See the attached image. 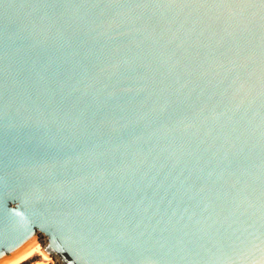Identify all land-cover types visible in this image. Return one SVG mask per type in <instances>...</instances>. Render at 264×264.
Wrapping results in <instances>:
<instances>
[{
    "label": "water",
    "instance_id": "water-1",
    "mask_svg": "<svg viewBox=\"0 0 264 264\" xmlns=\"http://www.w3.org/2000/svg\"><path fill=\"white\" fill-rule=\"evenodd\" d=\"M35 241L264 264V0H0V264Z\"/></svg>",
    "mask_w": 264,
    "mask_h": 264
},
{
    "label": "bare ground",
    "instance_id": "bare-ground-1",
    "mask_svg": "<svg viewBox=\"0 0 264 264\" xmlns=\"http://www.w3.org/2000/svg\"><path fill=\"white\" fill-rule=\"evenodd\" d=\"M50 257L51 256L46 252L44 246L35 241L32 245L3 264H21L29 260H36V264H46V261L52 259V257Z\"/></svg>",
    "mask_w": 264,
    "mask_h": 264
},
{
    "label": "rangeland",
    "instance_id": "rangeland-1",
    "mask_svg": "<svg viewBox=\"0 0 264 264\" xmlns=\"http://www.w3.org/2000/svg\"><path fill=\"white\" fill-rule=\"evenodd\" d=\"M43 239H42V242L43 243H46V239H45V237L42 235L41 236ZM51 258V257H50ZM25 262H30L31 264H36L35 262H36V260H29V261H25ZM46 264H58L55 260H53V258L51 259V260H48V261H46Z\"/></svg>",
    "mask_w": 264,
    "mask_h": 264
},
{
    "label": "trees",
    "instance_id": "trees-1",
    "mask_svg": "<svg viewBox=\"0 0 264 264\" xmlns=\"http://www.w3.org/2000/svg\"><path fill=\"white\" fill-rule=\"evenodd\" d=\"M21 264H31L30 262H23V263H21Z\"/></svg>",
    "mask_w": 264,
    "mask_h": 264
}]
</instances>
